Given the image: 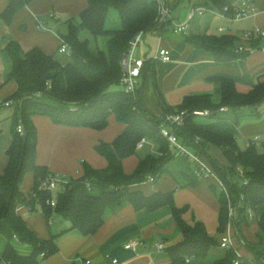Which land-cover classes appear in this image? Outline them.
<instances>
[{
    "label": "trees",
    "instance_id": "trees-1",
    "mask_svg": "<svg viewBox=\"0 0 264 264\" xmlns=\"http://www.w3.org/2000/svg\"><path fill=\"white\" fill-rule=\"evenodd\" d=\"M31 1L9 0L7 6L0 10V20L10 23L13 16ZM197 4L219 10L228 5L232 10L231 0H203ZM111 7L120 13V28H106ZM158 15L155 0H89L79 20L69 19L66 28L59 31L71 47L70 59L66 62L38 46L24 50L15 40L7 44L5 49L13 62L9 79L16 81L17 89L8 98L13 99L16 111L11 117L12 142L7 150L8 163L0 175V236L7 239L0 263L5 260L9 264H38L42 258L58 250L57 235L42 238L19 212L21 206L30 205L34 210L39 204L47 220L56 212L70 221V229L89 235L99 229L107 214L130 203L136 209L171 207L182 234V239L167 249L173 264H183L192 257L199 258L202 264H234L237 254L231 248L224 249L223 255L212 262L208 261L211 253L220 246V239L208 232L203 221L188 223L183 214L189 206L176 204L175 189L196 186L201 176L197 173V166H193L194 161L185 155L175 154L168 139L162 135L161 126L166 124L168 113L181 110L191 113L195 109H210L214 112L212 116L217 117L216 110L226 105L238 112L250 109L261 114L259 107L264 104V79L248 92L238 91L230 78L219 79V103H214L210 95H189L180 104L172 106L158 89L163 114L151 113L138 91L130 94L120 86L121 59L139 31L163 33L170 29V21H159ZM85 29L94 36H105V48L95 49L88 38H82L81 32ZM184 36L194 46L212 51L219 60H229L245 52L233 48L236 41L233 34L190 33ZM35 114L47 115L56 123L95 129L105 128L110 115L114 114L125 123V128L112 142L101 140L96 144L97 151L108 161L105 168H95L85 162L81 176L70 179L54 192L41 187L51 171L37 162ZM19 126L23 131H19ZM173 129L183 143L210 164L229 189L231 199L239 205V227L236 231L243 240L240 222L248 224L251 220L248 210H254L264 202V152L259 151L255 143L241 148L234 137L204 128L192 115L186 117L184 126ZM144 137L157 145V152L141 157L136 169L127 173L123 161L137 152L138 142ZM212 145L222 151L227 164L216 157L211 150ZM27 172L33 173V185L28 196L21 188ZM165 175L175 180V189L147 194L142 189L133 188V185L147 182L151 177L157 181ZM244 178L247 183H243ZM217 188L215 183L211 184L215 193ZM241 194H244V199L240 203ZM54 196L55 205L49 201ZM217 198L218 232L223 233L230 220L229 201L223 190ZM257 221V241L247 243L253 258L243 256L239 264H264V213L258 216ZM14 238L31 245V252L20 253L12 243Z\"/></svg>",
    "mask_w": 264,
    "mask_h": 264
},
{
    "label": "crops",
    "instance_id": "crops-1",
    "mask_svg": "<svg viewBox=\"0 0 264 264\" xmlns=\"http://www.w3.org/2000/svg\"><path fill=\"white\" fill-rule=\"evenodd\" d=\"M88 1L32 0L13 16L11 23L0 20V100H7L17 89L16 81L9 79L13 62L5 49L7 44L15 40L24 50L38 46L57 58L61 36L59 32L44 29L47 24L40 20V17L49 15L51 19H57L68 15L66 23L69 19L79 20L80 13L88 5ZM200 1L203 0H187V6ZM238 1L231 0L232 3ZM253 1L259 13L239 21L233 33L236 36L233 48L237 50L242 45L245 52L229 60L217 59L212 51L194 46L185 39L184 34L176 33L171 28L163 33L152 31L146 34L144 44L140 47V55L147 54L149 62L141 77L138 92L143 104L151 113L158 116L163 114L158 89L172 106L180 104L189 95H210L214 103H219L221 101L219 79H232L240 92H248L257 82L264 79V36L254 39H246L245 36V30L255 25L264 27V0ZM8 2L9 0H0V10H3ZM183 4V0H173V12ZM181 12L179 10L176 15L180 16ZM52 13L55 16H52ZM176 15L173 14L174 17ZM41 22L44 23V27L40 26ZM53 23L55 26L56 22ZM217 32L215 19L207 13L196 21H191L187 34L221 35ZM160 45L171 50V60L152 59ZM259 110L261 114L250 109L238 112L228 108L219 111L217 117L201 116L203 118L196 121L204 128L220 135L234 137L238 144L244 140V147L239 146L246 148L250 138L256 135L264 136V104ZM15 111V104L0 108V175L5 172L8 163L7 150L12 142L11 117ZM33 120L39 131L41 126L45 128L38 133L37 162L46 165L51 172L69 176L71 179L81 176L84 172L82 162L85 159L81 158L82 160L78 161L79 153H89V162L93 167L105 168L108 161L97 151L96 144L101 140L112 142L125 128V123L121 121V124L116 121L110 131L60 124L42 114H35ZM211 150L221 162L227 164L224 154L217 146L212 145ZM141 157L143 156L135 162L137 165ZM132 159L128 156L123 161L127 173L134 171L135 163ZM31 181L33 185V176ZM212 183H215L213 179L201 176L196 186L187 185L175 189V180L170 175H165L157 181L135 184L133 188L142 189L147 194L157 190L175 189L176 204L189 206L183 214L185 220L191 224L197 220L203 221L208 232L217 237L219 202L211 189ZM23 192L26 196L30 193L27 194L24 190ZM18 210L42 238L57 235V252L49 258H42L38 264H85L87 259H90L92 264H115L113 259H118V264H173L167 249L182 239L180 228L169 205L149 210L136 209L127 203L117 211L107 214L99 229L89 235L78 229H70V221L56 212L47 220L39 204L34 210L30 205L21 206ZM254 223L258 225L257 220ZM4 240L0 256L7 244V239ZM131 241H137L138 244L128 247L127 244ZM157 243H163L164 247L160 249ZM242 248L245 250H241ZM17 250L22 254H28L32 248ZM240 252L247 258H253V253L245 246L240 247ZM0 264L9 263L2 260ZM183 264L202 263L199 258L192 257Z\"/></svg>",
    "mask_w": 264,
    "mask_h": 264
},
{
    "label": "built area",
    "instance_id": "built-area-1",
    "mask_svg": "<svg viewBox=\"0 0 264 264\" xmlns=\"http://www.w3.org/2000/svg\"><path fill=\"white\" fill-rule=\"evenodd\" d=\"M158 5V13H159V21L168 22L170 21V28L176 33L187 34L189 31L191 21L197 16H201L204 14H211L215 19V23L217 24V33L219 34H233L235 25L244 19L250 18L259 13L256 5L253 0H239L236 3H232V10H230L229 6H225L223 10H219L208 5L201 4H191L189 6L188 17L185 21H177L176 17L173 16V6L172 3L168 0H155ZM52 16H55L52 13ZM41 27H44V23H40ZM145 31H139L131 40L130 46L128 50L124 53L121 59V67H122V75L120 79V86L123 90L130 94H136L139 90L141 84V77L143 75V68L148 60L147 54L140 55V47L142 42L146 38ZM246 39H254L257 37L264 36V27L261 25H255L247 30H245ZM244 47L241 45L237 48V51H243ZM60 52H66L70 55L71 47L65 39L61 37V43L59 46ZM152 59L155 60H171V50L165 46H158L156 51L154 52ZM14 105L13 99L0 100V108L5 106ZM229 107L224 105L216 110L223 111L228 109ZM214 112L210 109H195L191 113L187 110H181L178 112L168 113L165 116L166 124L161 126V133L164 137H166L169 141L170 146L176 155H185L190 160L196 162L197 165V173L202 177H206L209 179H213L215 184L223 190L229 201V217L230 220L228 222V227L225 232L222 233L220 237V246L224 249L231 248L233 249L237 257L234 260V264L240 263V258L243 257L240 252V245L238 244V236L236 233V228L232 224V219L237 215V207L238 204H235L231 199V193L229 189L224 185L222 180L219 178L215 170L210 166V164L205 161L199 153L189 147L187 144L183 143L179 138L177 132L173 129L174 127L184 126L186 122V117L188 115L196 116H212ZM19 131H23L22 126H19ZM149 140L144 137L138 142V147H142ZM255 143L261 144L264 146V136L256 135L252 137L248 144ZM240 170V174L243 175L242 169L238 167ZM70 179L65 176H60L57 173L51 172L41 184V187L48 188L54 192H57L61 187H64ZM149 181H153L151 177ZM243 183H247L246 178L243 179ZM244 199V194H241L240 203ZM50 203L56 204V197L51 198ZM250 219H253L255 216L254 210L250 208L248 210V214ZM235 230V231H234ZM138 244L137 241H131L127 244L128 247H133ZM160 249L164 247L163 243L156 244ZM115 264H118V259H113ZM85 264H92L90 259L85 260Z\"/></svg>",
    "mask_w": 264,
    "mask_h": 264
},
{
    "label": "rangeland",
    "instance_id": "rangeland-1",
    "mask_svg": "<svg viewBox=\"0 0 264 264\" xmlns=\"http://www.w3.org/2000/svg\"><path fill=\"white\" fill-rule=\"evenodd\" d=\"M168 1L172 3L173 0H168ZM183 3H184L183 5H181V6L178 7L179 9L177 8V10L175 12H172V14L176 15V14H178V11L179 10L182 11L181 14H180V16L176 15V20L177 21H181V22H183V21H185L187 19L188 12H189V6H187L188 5L187 0L186 1L183 0ZM199 17H201V16L197 15L192 20V22H194L197 19H199ZM40 18H41L40 20H44L45 23L47 24V27H45L44 29L53 30V31H55V33H58L59 31H63L64 28H66L65 27L66 20H67V18H69V16L68 15H66V16L64 15V17H61V18H57V19L52 18L51 19L49 15H43ZM51 21L56 22V25L54 27H51L50 26V22ZM120 27H121V16H120V13H119V11L115 7H111L110 10H109V12H108V17H107V21H106V28L107 29H116V28H120ZM81 33H82L81 34V37L82 38H88L90 40V44H91V46L93 48H95V49L98 48V47L105 48V41L107 39L105 36H94L91 32H89L86 29L83 30ZM143 44H144V42H142V45ZM56 56H57V58L61 59L62 61H68L70 59V55L68 53H66V52H59V50L56 53ZM202 118L203 117H201V116H196L195 119L197 121H200ZM115 122L121 124V122L118 121V119L116 118V116L113 114L111 116V118L109 119L108 125L105 128L100 129V130L110 131L111 129L114 128V125H115L114 123ZM37 129H38V127H37ZM43 130H45L44 126H41L40 127V131L42 132ZM40 131L38 129V133H40ZM244 144H245L244 143V140H242V141L239 142V145L241 147H244ZM257 148H258L259 151L264 150V146H262L261 144H258L257 145ZM156 152H157V145L155 143L149 141V142H146L142 147H138L137 152L134 153V154H132V155H130V156L133 158L132 160L135 163L140 156H144V155H146L148 153H156ZM81 158H83L85 160L86 159L88 160V161L87 160L86 161L84 160L82 162L83 166H84L85 162H87L88 164H90V162H89V158H90L89 157V153H86V154L85 153H79L78 154V157H77L78 161L82 160ZM193 166L196 167L197 166V163L196 162H193ZM136 167H137V163H135L134 170L136 169ZM59 175L62 176V174H59ZM29 176H30V181L27 182V179H28ZM32 176H33V173L32 172H27L26 175H25V177H24V179H23L22 189L24 191H27V194L31 190V186H32L31 185V183H32L31 179H32ZM66 177L68 179H71V177H69V176H66ZM162 181H166V180L164 179ZM217 189L218 190H217V192L215 194L218 197V194H219V192H220L221 189L219 187ZM261 212H264V202H261V203H259L256 206V208L254 209L255 216H254L253 219L250 220V222L248 224L244 223V225H243L242 222H240L241 224L239 223L240 224V230L242 229L241 236L243 237V240H242V239H240L239 233L237 234L238 237H239L238 238V244L240 246H245L246 248H248V245H247L248 242H256L257 241L258 225H256V223H254V221L257 220V218H258L259 214H261ZM237 220L238 219H237V215H236L232 219V224H233V226H235V228L236 227H239ZM227 227H228V225L226 226L224 232L227 230ZM236 233H237V231H236ZM221 235H222V233L219 232L217 238L220 239ZM4 239H5L4 236H0V245H1L0 246V250H1V247L3 246V244L5 242ZM13 240H14L13 242H14L15 246L19 250H21V251L27 250L30 247L32 248V246L29 245V244H27V243H22V242H19L18 240H15V239H13ZM241 250L244 251L245 248H242ZM1 252H2V250H1ZM223 253H224V248H222L221 246H218V248H216L211 253V255L209 256L208 261L209 262H212L215 258H218V257L222 256ZM54 254H52V255H54ZM52 255H50V256H52ZM50 256H48L46 258H49Z\"/></svg>",
    "mask_w": 264,
    "mask_h": 264
},
{
    "label": "water",
    "instance_id": "water-1",
    "mask_svg": "<svg viewBox=\"0 0 264 264\" xmlns=\"http://www.w3.org/2000/svg\"><path fill=\"white\" fill-rule=\"evenodd\" d=\"M50 26H51V27H53V26H54V23H53V22H52V23H50Z\"/></svg>",
    "mask_w": 264,
    "mask_h": 264
}]
</instances>
